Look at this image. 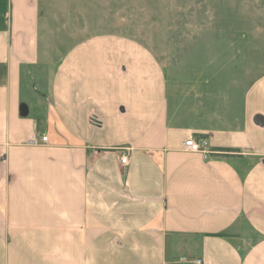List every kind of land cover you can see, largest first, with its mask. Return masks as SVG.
Returning a JSON list of instances; mask_svg holds the SVG:
<instances>
[{
	"label": "crops",
	"instance_id": "0c3cea01",
	"mask_svg": "<svg viewBox=\"0 0 264 264\" xmlns=\"http://www.w3.org/2000/svg\"><path fill=\"white\" fill-rule=\"evenodd\" d=\"M41 4L0 0V264H264V75L237 129L198 128L139 42L48 55ZM196 134L238 151L186 152Z\"/></svg>",
	"mask_w": 264,
	"mask_h": 264
},
{
	"label": "rangeland",
	"instance_id": "374dc122",
	"mask_svg": "<svg viewBox=\"0 0 264 264\" xmlns=\"http://www.w3.org/2000/svg\"><path fill=\"white\" fill-rule=\"evenodd\" d=\"M41 11L48 55L97 35L144 45L163 68L170 115L198 128L237 129L244 93L264 75V0H42Z\"/></svg>",
	"mask_w": 264,
	"mask_h": 264
},
{
	"label": "built area",
	"instance_id": "2783aa9c",
	"mask_svg": "<svg viewBox=\"0 0 264 264\" xmlns=\"http://www.w3.org/2000/svg\"><path fill=\"white\" fill-rule=\"evenodd\" d=\"M29 142L31 144L46 143L47 135H42L40 137H37L36 135H34L30 138ZM183 149L186 152L199 153L204 158H209L211 156H214L216 153L211 148H209L206 138L199 137V136L197 137L194 135H190L183 140ZM130 152H131V147L123 148V152H121L119 155V160L122 165L128 164ZM181 260L186 261L185 258H181ZM190 262L192 264H202L201 259H193Z\"/></svg>",
	"mask_w": 264,
	"mask_h": 264
},
{
	"label": "trees",
	"instance_id": "16d2710c",
	"mask_svg": "<svg viewBox=\"0 0 264 264\" xmlns=\"http://www.w3.org/2000/svg\"><path fill=\"white\" fill-rule=\"evenodd\" d=\"M199 137H206V134H196ZM215 151V155H229L230 153L237 152L238 150L232 147H213L211 148Z\"/></svg>",
	"mask_w": 264,
	"mask_h": 264
}]
</instances>
